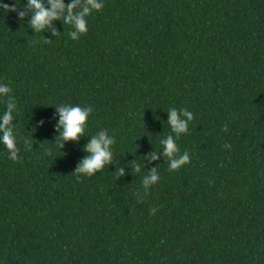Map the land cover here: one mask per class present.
<instances>
[{
  "label": "trees",
  "instance_id": "trees-1",
  "mask_svg": "<svg viewBox=\"0 0 264 264\" xmlns=\"http://www.w3.org/2000/svg\"><path fill=\"white\" fill-rule=\"evenodd\" d=\"M30 16L0 13L20 147L0 145V264H264V0H104L78 39ZM61 102L93 111L60 149ZM171 107L193 119L170 171ZM101 128L112 163L76 173Z\"/></svg>",
  "mask_w": 264,
  "mask_h": 264
},
{
  "label": "clouds",
  "instance_id": "clouds-1",
  "mask_svg": "<svg viewBox=\"0 0 264 264\" xmlns=\"http://www.w3.org/2000/svg\"><path fill=\"white\" fill-rule=\"evenodd\" d=\"M47 3L50 7L45 6V0H27V3L23 2V6L17 4L16 0H12L11 3L0 0V13L15 12L17 20L21 22L31 13L27 25L34 33L40 32L46 26L50 27L54 19H61L65 24L71 25L69 36L72 39H78L81 34L88 31V16L94 10L98 11L104 7V0H69L68 3H65V0H47ZM53 32L55 33L54 29ZM10 91L9 84L0 82V99H3L6 105L5 109L0 112V145H3L7 150L9 158L15 160L20 152V147L17 143L18 137L15 125L11 121L15 119L13 110H16L17 105L15 99L8 95ZM55 105L59 114L57 124L59 135L56 137L55 142L61 149L66 141H77L85 133L87 120L93 108L91 105L81 106L80 104L66 102ZM167 113V123L171 128V132L160 140V144L163 153L168 157V168L171 171L180 168L190 160L187 151L179 154L176 141L181 134L188 131V124L193 119V113L187 108L177 109L176 107L169 108ZM115 143V137L109 135L107 129L101 128L84 145L83 150L87 155L80 161L75 172L83 176H92L98 170L104 168L105 165L112 163V145ZM28 147H30V144ZM47 151L51 154L52 149L49 148ZM157 156L158 151L149 154L151 160H156ZM135 168L139 171L141 165L136 164ZM118 171L120 176L124 174L125 170L120 167ZM158 179L159 173L154 167L143 176L142 186L147 190Z\"/></svg>",
  "mask_w": 264,
  "mask_h": 264
}]
</instances>
